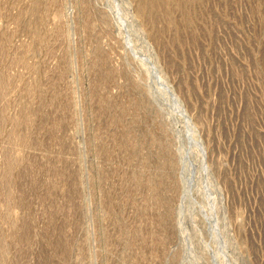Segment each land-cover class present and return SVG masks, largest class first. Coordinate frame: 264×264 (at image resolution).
I'll return each instance as SVG.
<instances>
[{
	"label": "rangeland",
	"instance_id": "obj_1",
	"mask_svg": "<svg viewBox=\"0 0 264 264\" xmlns=\"http://www.w3.org/2000/svg\"><path fill=\"white\" fill-rule=\"evenodd\" d=\"M0 264H264V0H0Z\"/></svg>",
	"mask_w": 264,
	"mask_h": 264
},
{
	"label": "bare ground",
	"instance_id": "obj_2",
	"mask_svg": "<svg viewBox=\"0 0 264 264\" xmlns=\"http://www.w3.org/2000/svg\"><path fill=\"white\" fill-rule=\"evenodd\" d=\"M171 96H172V98H173V101H174L175 104H176V108H177V110L179 111V113H180L181 115H183L184 117H186V116L184 115L183 110L181 109V107H180V105H179V102L177 101V99H176V97L174 96L173 93H171ZM172 104H173V103H172ZM185 119H186V118H185Z\"/></svg>",
	"mask_w": 264,
	"mask_h": 264
}]
</instances>
